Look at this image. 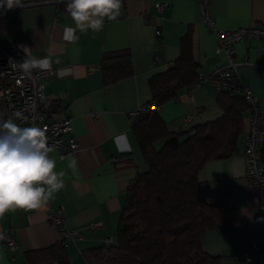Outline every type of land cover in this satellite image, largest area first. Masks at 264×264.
Returning <instances> with one entry per match:
<instances>
[{
	"label": "crops",
	"instance_id": "obj_1",
	"mask_svg": "<svg viewBox=\"0 0 264 264\" xmlns=\"http://www.w3.org/2000/svg\"><path fill=\"white\" fill-rule=\"evenodd\" d=\"M40 1L6 12L0 9V45H27L34 56L51 54L53 61H59L52 64L55 73L44 79L43 108L49 118L71 117L73 130L65 139L75 136L79 148L62 155L51 146L49 156L56 162L55 171L64 172L65 186L45 207L17 209L0 217V231L12 234L17 243L11 249L0 241V264H33L30 252L61 242L70 264H89L84 251L115 239L128 187L146 169L133 112L150 101V78L179 57L182 38L192 32L199 76L205 81L183 88L158 109L169 130L185 131L223 114L208 76L229 58L217 50V34L207 25L199 0H122L115 21L106 19L99 32H78L75 43L63 38L64 27L73 23L65 4ZM209 11L220 29L264 26V0H210ZM121 49L131 52L133 73L109 82L100 68L103 54ZM234 61L241 80L252 87L264 108V42L240 41ZM92 66L97 68L91 71ZM248 113L249 109L243 133ZM121 135L131 150L118 149L116 138ZM199 177L203 198L214 201L226 196L242 216L240 223L207 232L203 248L224 256V264H242L253 253V242L264 247V215L244 177L243 140L229 158L209 161ZM50 206L62 209L64 226L78 230L81 239L65 240L51 226ZM98 221L100 227H90Z\"/></svg>",
	"mask_w": 264,
	"mask_h": 264
},
{
	"label": "trees",
	"instance_id": "obj_2",
	"mask_svg": "<svg viewBox=\"0 0 264 264\" xmlns=\"http://www.w3.org/2000/svg\"><path fill=\"white\" fill-rule=\"evenodd\" d=\"M100 68L109 82L129 77L131 52H105ZM199 75L189 32L182 38L179 57L150 78L152 96L146 105L176 98L183 88L194 86ZM217 98L223 114L185 131L169 130L158 109L134 122L146 169L128 187L115 239L84 251L89 264H224V256L204 250L203 239L218 225L240 223L242 216L226 196L203 198L199 174L209 161L233 155L249 105L227 90L218 92ZM29 258L33 264H70L62 242L30 252Z\"/></svg>",
	"mask_w": 264,
	"mask_h": 264
},
{
	"label": "built area",
	"instance_id": "obj_3",
	"mask_svg": "<svg viewBox=\"0 0 264 264\" xmlns=\"http://www.w3.org/2000/svg\"><path fill=\"white\" fill-rule=\"evenodd\" d=\"M60 1V0H53ZM40 0H24V5L41 3ZM50 2V1H45ZM210 0H199L209 28L217 34V50L226 53L229 62L210 73L208 80L215 90H227L241 95L249 105L247 123L244 139V177L248 183L250 193L257 198L259 208L264 215V108L253 91L252 87L244 83L237 71L234 61L237 44L243 40L261 39L264 42V26L252 25L240 27L234 30L220 29L217 26L209 11ZM161 10L162 4L158 5ZM157 34L161 35V29H157ZM24 52L18 45L2 47L0 45V115L4 119L13 117L16 123L21 126H31L35 124L46 129L48 145L60 149L62 155H68L79 148L75 136L65 139L66 135L73 130L72 119L68 115L49 118L44 111V79L53 75L55 69L51 71L36 72L34 79H21L20 73L9 66V58L15 61H22ZM97 67L92 66L90 70ZM205 79L199 76L196 84L203 83ZM159 109L158 104L142 105L133 112L134 122L145 115L150 110ZM22 113L23 118H17L14 113ZM48 220L51 226L62 232L66 239H81L82 235L76 229L64 226L63 212L61 208H49ZM101 221L93 223L91 228H98ZM7 239L4 240L11 249H15L17 243L12 234L4 232ZM111 239L107 240V243ZM67 246V243L65 242ZM253 253L243 260L242 264H264V247L261 242H253Z\"/></svg>",
	"mask_w": 264,
	"mask_h": 264
},
{
	"label": "clouds",
	"instance_id": "obj_4",
	"mask_svg": "<svg viewBox=\"0 0 264 264\" xmlns=\"http://www.w3.org/2000/svg\"><path fill=\"white\" fill-rule=\"evenodd\" d=\"M72 20L63 30L65 41L75 43L77 33L99 32L105 20L115 21L122 7V0H60ZM23 0H0V9L5 12L23 7ZM24 52L22 61L9 58V66L20 73L21 79H34V73L52 70L51 54L34 56L27 45H19ZM14 116L23 118L22 113ZM120 150H131L126 137L116 138ZM52 148L48 145L46 129L35 124L21 126L13 117L0 115V217L17 209L30 211L45 207L54 193L64 185V172L55 171L56 162L50 158ZM75 164V160L72 161ZM7 239L0 231V241Z\"/></svg>",
	"mask_w": 264,
	"mask_h": 264
},
{
	"label": "rangeland",
	"instance_id": "obj_5",
	"mask_svg": "<svg viewBox=\"0 0 264 264\" xmlns=\"http://www.w3.org/2000/svg\"><path fill=\"white\" fill-rule=\"evenodd\" d=\"M244 139H245V133H242V135H241V137H240V139H239V143L243 140V142H244Z\"/></svg>",
	"mask_w": 264,
	"mask_h": 264
},
{
	"label": "water",
	"instance_id": "obj_6",
	"mask_svg": "<svg viewBox=\"0 0 264 264\" xmlns=\"http://www.w3.org/2000/svg\"><path fill=\"white\" fill-rule=\"evenodd\" d=\"M177 141H178V137L175 136V137H174V142H177Z\"/></svg>",
	"mask_w": 264,
	"mask_h": 264
}]
</instances>
